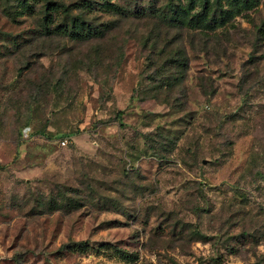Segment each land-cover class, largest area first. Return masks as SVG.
Returning <instances> with one entry per match:
<instances>
[{
  "label": "rangeland",
  "instance_id": "1",
  "mask_svg": "<svg viewBox=\"0 0 264 264\" xmlns=\"http://www.w3.org/2000/svg\"><path fill=\"white\" fill-rule=\"evenodd\" d=\"M21 1L0 0V264H264V0H109L88 39Z\"/></svg>",
  "mask_w": 264,
  "mask_h": 264
},
{
  "label": "trees",
  "instance_id": "2",
  "mask_svg": "<svg viewBox=\"0 0 264 264\" xmlns=\"http://www.w3.org/2000/svg\"><path fill=\"white\" fill-rule=\"evenodd\" d=\"M21 3L23 6L30 7L27 0H22ZM68 5H73L76 10H69L71 8H68ZM68 5L50 0L44 2L40 18L41 31L45 35H64L72 39L101 36L103 31L109 29L112 18L95 24L93 22L94 15L91 14L92 9H99L112 15L125 14L120 5L109 0H74ZM171 13L175 17L178 16L175 10H172ZM57 17L58 21L55 22Z\"/></svg>",
  "mask_w": 264,
  "mask_h": 264
},
{
  "label": "built area",
  "instance_id": "3",
  "mask_svg": "<svg viewBox=\"0 0 264 264\" xmlns=\"http://www.w3.org/2000/svg\"><path fill=\"white\" fill-rule=\"evenodd\" d=\"M60 142H61V143H64V140H63V139H61V140H60Z\"/></svg>",
  "mask_w": 264,
  "mask_h": 264
}]
</instances>
